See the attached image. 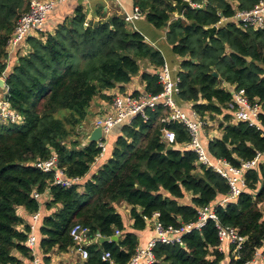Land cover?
Listing matches in <instances>:
<instances>
[{
    "label": "trees",
    "instance_id": "1",
    "mask_svg": "<svg viewBox=\"0 0 264 264\" xmlns=\"http://www.w3.org/2000/svg\"><path fill=\"white\" fill-rule=\"evenodd\" d=\"M29 1L0 0L3 100L20 117L17 124L0 123V264H24V260L32 264L26 244L29 227L17 210L34 214L39 208L34 195L46 191L50 200L44 207L53 213L44 216L38 228L45 256L55 248L59 252L72 248L69 230L80 224L90 236L121 234L117 242L87 246L88 258L82 264H110L101 260L105 252L113 264H126L138 247L134 232L148 225L144 218L157 213L164 227H178L196 221L198 209L214 204L221 226L235 228L245 238L238 253L220 251L215 223L208 221L180 244H157L154 264L251 262L264 246V131L231 122L227 87L244 90L249 102L260 106L258 119L264 129V29L220 22L237 11L250 10L257 0H190L199 7L184 8L181 18L174 14L175 5L183 0H132L154 29H167L165 42L181 59L178 101L191 104L203 118L223 115L221 136L210 137L204 146L209 157L238 167L262 156L258 165L245 172L243 192L224 205L219 204L229 193L226 179L198 165L196 155L182 148L188 141L185 128L179 123L167 126L176 138L171 149L161 141L159 121L165 114L161 106L145 110L146 119L136 116L121 126L111 157L82 186L56 185L54 172L36 168V162L55 156L66 178L85 177L101 153L97 143H88L79 133L93 101L110 102L105 92L114 88L122 92L139 73L141 62L156 72L165 61L123 19L112 17L86 26L85 14L77 8L52 32L27 39L28 53L6 72L8 41ZM212 26L218 28L210 36L206 29ZM141 79L150 96L162 91L155 74L144 72ZM187 195L190 199L185 203ZM121 203L130 207L133 232L126 231L116 210Z\"/></svg>",
    "mask_w": 264,
    "mask_h": 264
},
{
    "label": "built area",
    "instance_id": "2",
    "mask_svg": "<svg viewBox=\"0 0 264 264\" xmlns=\"http://www.w3.org/2000/svg\"><path fill=\"white\" fill-rule=\"evenodd\" d=\"M65 0H30L27 11L21 15L14 26L11 38L8 41V47L14 48L25 42L29 38H40L44 33V23L47 15L59 3ZM190 2V0H189ZM190 4L193 7H199ZM143 17L138 7L133 8L131 14H124L123 21L127 25H131L135 21ZM225 22H231L244 29L262 30L264 29V0H257V3L250 10L237 11L233 17L222 19ZM223 22V23H225ZM219 23V24H220ZM222 23V24H223ZM87 26V24L85 23ZM162 86V91L154 96L147 94L146 97L134 96L132 94L117 93L111 97L109 108L96 116L93 121L94 128H100L101 139L97 142V146L101 149L100 155L105 150L106 137L116 127L129 123L134 117H145V110H153L161 106L164 108V116L160 119L161 141L166 146H173L175 143V133L167 126L172 123L181 124L187 133L188 141L182 144L184 150H189L196 155L197 164L212 169L222 178L226 179L229 186L228 195L221 200L219 205H224L229 201L236 199L245 187L244 174L246 171L254 168L259 164L262 156L258 154L252 161L241 163L238 167H233L223 160H212L202 145L201 136L207 126L205 117L198 115L190 106V111L186 114L177 99L179 95V78L178 74L172 78L169 66L164 65L154 72ZM227 90L231 93V101L229 103L228 112L231 114V122H245L249 126L261 128L258 119L260 106L251 104L245 95L244 90L236 89L235 86H228ZM191 105V104H190ZM0 123H20V117L10 110L9 104L0 101ZM37 169L44 173L54 172V184L62 187H71L76 185L78 178H66L62 170L56 166L55 156L47 161H38L35 163ZM41 194H35L34 198L38 200ZM215 205L210 204L197 210V219L194 222L182 224L178 227H164L158 221V214L155 213L150 219L144 218L147 224L152 226L155 237L148 241L144 248H136L134 255L126 264H154L156 262L153 255V248L157 244L175 245L180 244L182 238L191 233L193 230H200L208 221L215 223L218 238L220 240L219 249L224 253V245L228 249V254L236 255L241 249L245 238L238 234L235 228L223 227L218 222ZM38 212L32 214L33 224L29 228L27 237V246L31 249L35 245V238L31 232L35 230V223L39 221ZM119 232H115L114 236H120ZM69 236L74 243V248L79 255L80 260L85 261L88 258L86 247L96 243L100 237L99 234L90 236L89 230L80 224H74L69 230ZM264 246L256 251L251 262L246 264H264ZM225 254V253H224ZM102 261H110V254L105 252ZM32 264H38L36 260Z\"/></svg>",
    "mask_w": 264,
    "mask_h": 264
},
{
    "label": "crops",
    "instance_id": "3",
    "mask_svg": "<svg viewBox=\"0 0 264 264\" xmlns=\"http://www.w3.org/2000/svg\"><path fill=\"white\" fill-rule=\"evenodd\" d=\"M77 8L82 9L83 13L85 14V23L89 24V23L104 22L112 17H118L122 19L124 14L132 13L134 5L132 0H65L57 4L52 9V11L49 12V14L47 15L46 21L44 23V32L46 33L52 32L59 24L63 23L67 19H71L74 16ZM174 18H176V13L174 14ZM223 22L225 21H222V23ZM128 27L138 32L145 39L146 42H148L151 46L159 50L164 57L165 63L167 65H171L173 67L172 71L177 72L178 74L181 59L173 55L170 47L165 42V34L167 29L164 30L154 29L150 24L146 22L144 16L141 17L139 20L135 21L134 23H132L131 25H129ZM25 42L19 44L14 48L8 47L6 72L11 71L14 68V66L17 64L18 57L22 56L23 54L25 55L26 52L28 51L26 49ZM140 69L142 70V73L144 72L150 74L154 73V69L144 61L140 63ZM131 81L132 83H128L127 85L124 86L122 92H120V90L116 88L115 90L112 89L110 91L105 92V94L107 96L113 97L119 92L123 94H132L134 96L146 97L147 93L145 91V84L142 82V79L139 82L137 81L135 82L134 79L132 78ZM0 94H2V98H1L2 100L4 97L3 90H0ZM109 104H110L109 101H104V100L93 101L88 116L90 118V121L87 122L86 120L83 123V125L80 127L82 133L88 136L92 132V130L95 129L93 127L94 118L98 114L105 112L109 108ZM179 104L186 114L190 111L191 105L189 103H183L179 101ZM116 128H118V130ZM116 128H114L109 133V135L114 134L113 141L120 135V128L119 127ZM207 139L209 138L206 137L205 129H204L201 136V141L203 146L206 145ZM112 149L110 146L106 147L105 145L104 152L96 158L88 174L85 177L80 178L76 184L82 186L85 183V181L91 179L92 175L95 174L102 167V165L111 157L113 151ZM49 200H50V195L48 191L41 194V196L38 198L39 208L37 212L39 214L40 219L35 223V230L31 232L36 240L34 247L31 248L33 260H36L38 264L84 263V261L80 260L79 255L74 247L68 249L67 252H59L55 248L52 251H50V253L47 256L43 254V251L40 248L41 235L38 232V228L41 225V221L43 217L53 213V210H46L44 207L45 202H48ZM116 210L121 216L124 215L126 217V222H124L126 231L133 232V230L130 229L133 223L129 216L130 207L125 203H121L119 206H116ZM17 213L24 220V225L30 228V226L33 224L32 214H27L22 208H18ZM24 225H20L18 227V230H22L24 228ZM134 233L136 234L138 240L137 248H144L147 245L148 241L151 240L153 237H155L154 232L152 230V226L150 224H148L144 230L135 231ZM120 237L121 235L119 236V238ZM223 248L225 255H229L227 247L224 245ZM13 254L15 256H18V254L15 252ZM46 257L49 258L48 259L49 261H47L48 263L45 261ZM28 263L30 264L31 262L24 260V264H28Z\"/></svg>",
    "mask_w": 264,
    "mask_h": 264
},
{
    "label": "rangeland",
    "instance_id": "4",
    "mask_svg": "<svg viewBox=\"0 0 264 264\" xmlns=\"http://www.w3.org/2000/svg\"><path fill=\"white\" fill-rule=\"evenodd\" d=\"M189 1V0H188ZM28 53V51L26 52V54ZM25 54V55H26ZM22 56H24V54L22 55ZM172 60H174V59H172ZM169 66V68H170V72H171V75H172V78H174V76L177 74V72H173L172 70H173V67L171 66V65H168ZM141 73H142V70L140 69V71H139V73L138 74H136L134 77H133V79H134V81L136 82H139L140 80H141ZM130 83H132V81L130 82ZM116 88H114L113 90H115ZM129 89V88H128ZM127 89V90H128ZM125 91V90H124ZM121 92V91H120ZM1 98H2V94H0V101H1ZM3 100V99H2ZM96 118V117H95ZM94 118V119H95ZM205 120H206V123H207V126H206V128H205V134H206V137L207 138H210V136L212 137V138H214V137H220L221 136V129H220V125L221 124H224V121H223V115L222 116H214V117H209V116H205ZM90 121V118L89 117H87V122H89ZM117 130H118V128H116ZM79 133H80V138L81 139H83V138H85L86 139V137H87V135H85L84 133H82V132H80L79 131ZM86 136V137H85ZM113 136H114V134L113 135H108L107 137H106V140L104 141V143H105V145H106V147L107 146H110L111 147V149L112 148H114V144H115V141H116V139L113 141ZM113 150V149H112ZM189 199H190V195H187V197L185 198V203H187V202H189ZM262 210H263V214H264V206H263V208H262ZM122 220L124 221V222H126V217L124 216V215H122Z\"/></svg>",
    "mask_w": 264,
    "mask_h": 264
},
{
    "label": "water",
    "instance_id": "5",
    "mask_svg": "<svg viewBox=\"0 0 264 264\" xmlns=\"http://www.w3.org/2000/svg\"><path fill=\"white\" fill-rule=\"evenodd\" d=\"M176 8V18H181L182 17V10L184 8H192V5L188 0H183L181 4L175 5ZM217 26H212L207 28V32L209 33L210 36L214 34V32L217 30ZM214 77H217L216 73H212ZM0 90H6V85L5 81L3 78H0ZM121 129V126H119ZM101 139V130L100 128H95L92 130V132L86 137V141L88 143H97ZM171 146H167V149H171ZM140 189V188H139ZM119 240V236H112L110 238H99L98 243H110V242H117Z\"/></svg>",
    "mask_w": 264,
    "mask_h": 264
}]
</instances>
